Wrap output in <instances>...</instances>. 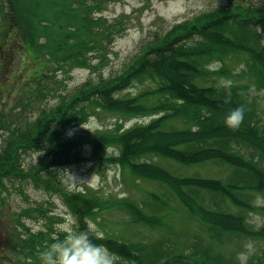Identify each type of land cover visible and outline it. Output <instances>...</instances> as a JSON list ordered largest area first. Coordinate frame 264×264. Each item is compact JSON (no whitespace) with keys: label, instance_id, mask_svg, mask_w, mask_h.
Masks as SVG:
<instances>
[{"label":"trees","instance_id":"trees-1","mask_svg":"<svg viewBox=\"0 0 264 264\" xmlns=\"http://www.w3.org/2000/svg\"><path fill=\"white\" fill-rule=\"evenodd\" d=\"M5 1L4 8L0 0V12L10 29L4 33L7 39L13 32L14 42L21 45L19 27L24 21L27 33L31 32L32 45L33 41L37 44L39 36L44 38L43 48L50 39L55 44L56 37L63 33L67 39L61 45L69 51L62 56L65 64L91 63L86 55H92L99 42L90 41L89 31L91 27L98 29L100 24L104 26L99 28H105L106 22L94 17L105 0ZM107 27L110 30L106 36L113 32L110 24ZM79 34L83 36H74ZM57 45L60 47V43ZM15 52L19 53L17 49ZM238 55L247 66L240 76L242 81L230 79L222 69L215 72L208 68L213 62ZM2 56H6L5 52ZM18 57L19 54L14 55L10 65ZM37 73L31 77L39 82L33 86L26 84L25 91L33 100H42L50 95L53 86ZM222 76L226 77L223 81ZM135 82L146 84L142 86L144 91L130 95ZM252 90L264 91V0H228L225 5L201 12L155 37L139 58L118 74L104 80L88 79L75 91L65 93L56 105L42 108L31 123L26 122L23 130L22 127L14 130L5 121L7 112L2 113L0 122L6 130L10 129L6 144L0 149V201L4 199V181L30 182L59 197L77 230L88 229L100 214L109 211L122 212L128 218L127 224L153 230L164 225L157 212L164 209L177 212L167 206V200L157 203L150 200L153 206H149L151 215H148L134 201L105 202L87 190H68L63 183L62 171L69 166L87 164L99 169L115 165L128 176L158 182L188 215L187 210L195 221L206 226L210 241L218 247L241 238L264 242V120L252 100ZM241 104L245 106L243 122L239 127H229L224 116ZM90 109L122 116L146 112L156 117L147 125L133 126L121 134L69 136L71 128L85 125L91 116ZM26 152L41 154L38 164L29 169L20 160ZM153 157L169 159L184 167L210 160L230 166V171L223 180L197 174L178 176L155 163ZM257 198L262 201L257 203L259 207L255 205ZM256 208L263 216L259 226L249 221V213ZM28 211L14 213L18 224H14L10 247L17 257L8 259L12 264H41L39 251L66 234L16 231L15 228L24 226L21 218ZM197 239V244H187L179 252L169 239L123 241L103 232V239L97 242L104 243L121 264H240L233 251L225 255L216 250L217 246L199 248L203 238ZM253 257L247 264H264V255Z\"/></svg>","mask_w":264,"mask_h":264},{"label":"rangeland","instance_id":"rangeland-1","mask_svg":"<svg viewBox=\"0 0 264 264\" xmlns=\"http://www.w3.org/2000/svg\"><path fill=\"white\" fill-rule=\"evenodd\" d=\"M1 2L5 8L6 1L1 0ZM227 2L228 0H105L98 7V12H95L94 16L106 22L105 28H99L104 26L102 24L97 26L98 29L90 28V41L94 40L99 43L95 44L92 55H86L87 59L91 61L86 66L65 64V59L62 56H66L69 51L65 45H61L62 41L66 42L67 39L63 33L56 37L55 44L52 43L53 39H50V43L43 48L44 38L39 36L37 44L33 41L32 45L30 43L31 32L30 34L27 33L23 21L19 27L21 45L19 46L16 41L14 42L16 38L13 32L9 33L10 38L7 39V34L4 33L10 29L4 22L3 13L0 12V116L7 112L5 121L12 124L14 130L20 127L23 130L26 122L31 123L42 108L50 109V106L56 105L55 103H58L59 98L65 93L75 91L88 79L104 80L118 74L137 60L140 52L152 43L158 35H164L175 25L186 23L201 12L220 7ZM63 5V3L60 4L59 8ZM25 7L27 6L25 5ZM108 24L113 28V32L106 36L110 30L107 27ZM80 35L83 36L82 34L74 36ZM57 42L60 43V47H57ZM50 44L52 46H49ZM15 49L19 52V57L12 66L10 65L11 59L14 55L15 57L18 55ZM4 52L6 56L3 58ZM242 58L238 55L226 60L223 59L218 63L213 62L208 68L215 72L222 69L230 79L242 81L240 76L247 67L244 66V59L242 60ZM35 71L38 72V75H43L44 78L41 77L44 81H48V84L53 86L50 95L42 100H33L32 95L25 91L28 89L27 85L33 86V83L39 82L38 78L33 79L34 77H31L35 75ZM237 73L239 76L235 77ZM42 78L41 80H43ZM221 79L223 81L226 77L222 76ZM212 82L210 81V83ZM144 85L146 84L135 82L130 88L129 94L143 93L142 86ZM252 97L264 120V91L252 90ZM89 112L91 116L85 125L71 128V131L67 132L69 136L83 133L94 135L116 132L121 134L122 131L133 126L147 125L151 119L156 117L146 112H134L126 116L106 111L93 112L91 109ZM174 123L181 126L179 123ZM7 130L5 125L0 122V149L6 144V136L9 134ZM40 159L41 154L26 152L22 153L20 160H23V167L29 169L38 164ZM152 160L161 166H165L178 176L197 174L202 175V177L223 180L230 171V166L222 163L217 164L210 160L195 164L192 167H184L172 160L158 157H153ZM62 175L63 183L68 190L82 192L87 190L97 194L105 202L131 200L142 206L146 214L151 215L149 206H153V202H165L167 200V206L177 210V212H172L171 209H164L157 212L156 215L163 219L164 225L153 230L140 225L127 224L128 218L122 212L109 211V213L100 214L97 221L92 224L110 237H119L123 241L143 242L169 239L178 252L185 250L184 247L187 244H197V238L201 240L203 238L201 246L200 244L197 246L199 248H204V245L218 247L217 244L210 241L206 226L195 221L193 216H190L192 215L190 211L186 209L190 214L188 215L179 202L177 203L169 192L156 181L128 176L127 172L115 165H106L97 169L87 164H77L63 169ZM4 185L6 186L2 192L4 202L0 201V264H12V261L8 259L12 258L13 260L17 257L12 253L10 247L14 238V224H18L17 221L15 222L17 217L14 213L16 212L24 209L29 210V213L21 218L24 226L15 228L16 231L37 234L40 231L65 233L67 227L74 228V220L71 214L57 195L46 193L30 182L6 181ZM150 200L153 202L151 203ZM261 202L257 198L255 205L259 207L258 204ZM249 214L250 223L259 226L263 218L259 209L256 208L255 212ZM46 215L50 216V219L47 220ZM249 243L253 245L254 251L249 255L248 260L253 256L264 255V243L256 240V238H241L236 243L218 247L216 250L225 255L233 251L237 261L241 264L238 254L248 251L245 245Z\"/></svg>","mask_w":264,"mask_h":264},{"label":"clouds","instance_id":"clouds-1","mask_svg":"<svg viewBox=\"0 0 264 264\" xmlns=\"http://www.w3.org/2000/svg\"><path fill=\"white\" fill-rule=\"evenodd\" d=\"M244 118L245 106L241 104L227 112L224 123L236 128ZM65 233L63 238L56 237L39 251L41 264H115V254L104 243L97 242L103 239V232L95 225L85 230L67 227ZM245 248L248 251L238 254L241 264H247L249 255L254 251L251 243Z\"/></svg>","mask_w":264,"mask_h":264}]
</instances>
